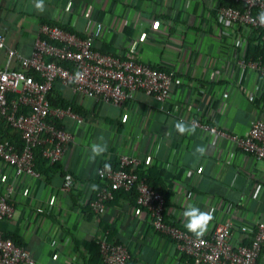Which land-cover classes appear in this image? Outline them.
<instances>
[{
	"label": "crops",
	"instance_id": "obj_1",
	"mask_svg": "<svg viewBox=\"0 0 264 264\" xmlns=\"http://www.w3.org/2000/svg\"><path fill=\"white\" fill-rule=\"evenodd\" d=\"M37 2L0 0V31L21 54L31 55L43 22L81 34H90L101 22L96 48L131 51L139 60L182 77L165 100L137 91L122 105L98 103L71 85H55L53 96L82 106L88 114H83L81 124L72 118L64 121L75 136L65 156L53 163L50 174L21 181L14 216L1 223L37 264H105L99 258L93 261L92 253V243L104 233L127 245L129 264H191L174 239L153 229L149 213L130 195L109 200L100 218L87 208L101 183L98 167L115 162L121 152L139 157L140 170H153L155 179H160L157 171L165 172L161 182L170 222L184 227L183 212L195 206L213 216L204 234L234 219L233 234L239 238L241 224L252 228L264 219V159L236 150L229 137L192 122L197 118L226 132L245 134L262 115L249 98L260 78L236 62L256 39L231 42L224 36L213 16L212 0H43V12L37 10ZM6 63L0 48V68ZM179 121L194 130L179 133ZM15 132L11 129L9 135ZM9 135L3 132L2 137ZM93 145L105 150L96 155ZM67 172L76 179L70 190L62 188ZM18 179L0 160V192ZM257 264H264V247Z\"/></svg>",
	"mask_w": 264,
	"mask_h": 264
},
{
	"label": "built area",
	"instance_id": "obj_2",
	"mask_svg": "<svg viewBox=\"0 0 264 264\" xmlns=\"http://www.w3.org/2000/svg\"><path fill=\"white\" fill-rule=\"evenodd\" d=\"M230 1L212 0L213 16L222 34L231 42L249 37L264 41V24L259 19L264 13V0ZM101 28L100 22L90 34H81L56 23L43 22L30 56L8 45L6 34L0 31V48L7 57V63L0 68V119L15 128L23 141L19 147L8 137L0 140V160L19 177L18 182L13 181L0 192V264H37L28 248L8 235L1 223L14 216V199L21 191V181L43 177L36 165L35 149L42 146L50 164L61 161L75 138L64 121L67 118L79 124L85 121L84 115L72 106L52 104L49 93L57 83L71 85L84 98L116 105L126 103L137 91L165 100L172 85L182 83L175 70L141 61L131 51L108 53L96 48L94 40ZM236 62L252 69L260 78L249 98L260 106L262 115L251 122L245 134L229 133L197 118L192 122L229 137L236 150L254 159H264V57L239 55ZM77 73L81 76L77 77ZM141 163L139 157L121 152L115 162L98 167L101 185L88 201L96 217L104 215L107 202L117 189L135 190L137 202L149 213L153 229L174 239L180 254L190 257L191 264H257L264 247V219L252 228L241 224L239 238L233 234L234 219L223 221L210 234L197 237L165 218L166 197L140 177ZM75 180L73 173H65L62 188L72 189ZM97 242L105 264H129L131 254L127 245L110 238L108 233Z\"/></svg>",
	"mask_w": 264,
	"mask_h": 264
},
{
	"label": "trees",
	"instance_id": "obj_3",
	"mask_svg": "<svg viewBox=\"0 0 264 264\" xmlns=\"http://www.w3.org/2000/svg\"><path fill=\"white\" fill-rule=\"evenodd\" d=\"M222 3H232V2L230 0H222ZM258 56L264 57V41L260 40V39L259 40H251L249 43L248 52H247L246 57L249 58V57H258ZM36 75L39 76L38 73H36ZM53 88H52V90H53ZM52 90L49 93V98H50L53 105H62V106H69L70 105V106H72V108L75 111H77L81 114H84V115L88 114V111L85 108H83L82 106L73 105V104H71L70 101L63 99L60 96H58V97L53 96ZM0 125H1V129H2V131H0V140L2 139L3 132H5V133L7 132V134L9 135L10 130L13 129L14 132L16 131L15 132L16 134L14 133V135H11V136L9 135L10 139L16 145L21 147L23 141H22V138H21L19 132L15 128H13L12 126H8V125L4 124L3 122H0ZM35 155H36L37 168L41 172L50 174L54 170L55 166H54V164H50L48 162V160L44 157V155L42 153V146H38L35 149ZM105 163L108 164V163H113V162H105ZM42 166H46V169H43ZM152 171L153 170H151V169L146 170V171L139 170V175H140V177L145 178L146 181L149 182L151 185H153L156 189L160 190L166 197L167 193H165L164 184H163V182H161V179L165 175V172L163 170L157 171L160 179H155L152 175ZM100 185H101V183L99 184V187H100ZM125 194L130 195L131 198H135V199L137 198V193L135 190L128 191V190H124V189H117L115 191V195L113 198H117V197L125 195ZM108 202H109V200H108ZM108 202H107V204H108ZM87 208L91 209L89 206ZM14 239L18 243H20V241L18 239H16V238H14ZM92 245H93V249H92L93 261L97 260L98 258L103 261L99 244L97 242H94V243H92Z\"/></svg>",
	"mask_w": 264,
	"mask_h": 264
},
{
	"label": "clouds",
	"instance_id": "obj_4",
	"mask_svg": "<svg viewBox=\"0 0 264 264\" xmlns=\"http://www.w3.org/2000/svg\"><path fill=\"white\" fill-rule=\"evenodd\" d=\"M37 10L43 12V0H38L36 3ZM260 23L264 24V13L260 14ZM81 74L77 73V77H80ZM176 129L179 133L184 134L186 132H191L194 129L189 128L185 125L183 121H179L176 123ZM105 149L99 145H93L92 151L94 154L98 155L102 153ZM202 151V149H199ZM105 167H109V165H105ZM183 216L186 220L184 227L197 237L202 236L204 232L207 230L208 224L213 220V216L211 212L201 211L198 207L189 206L184 212Z\"/></svg>",
	"mask_w": 264,
	"mask_h": 264
}]
</instances>
